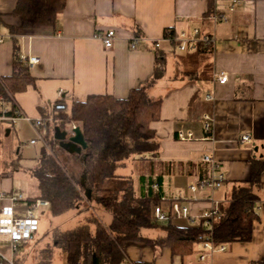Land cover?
<instances>
[{"label": "crops", "instance_id": "1", "mask_svg": "<svg viewBox=\"0 0 264 264\" xmlns=\"http://www.w3.org/2000/svg\"><path fill=\"white\" fill-rule=\"evenodd\" d=\"M231 2L67 0L55 27L29 30L23 27L21 16L14 14L18 0H0V33L5 36L0 42V77L13 71L16 39L19 53L39 57L42 67L39 71L31 69L34 81L14 94L15 101L31 118H45L59 100L69 107L68 103L85 101L92 94L128 97L132 89L152 78L155 50L161 48L166 54L164 75L150 90L153 97L163 99L161 119L152 123L160 147L150 158L165 164L154 169L153 177L162 174L161 189L166 196L183 192L190 198L195 221L188 220L189 226L198 225L204 222L199 216L203 210L215 202L221 209L235 185L252 179V157L264 156V0H242L233 10ZM215 14H225L227 19H214ZM171 27L189 31L199 28L208 33L213 38V51L180 50L168 41L155 47L154 42ZM136 28L142 39L133 49L130 43L137 35ZM107 29L116 32L111 47L97 37ZM220 71L229 75L224 84L216 80ZM209 93L213 95L211 101L206 99ZM205 112L212 116L209 138L202 119ZM12 129L16 130L15 126L7 128L5 135ZM45 129L51 135L50 126ZM180 129L192 130L196 139L179 138ZM243 132H251V143H239ZM4 148L0 155V193L19 191L26 198L34 197V182L30 184L32 195L19 188L15 170L19 172L21 167L16 168L17 159L9 161L5 155L7 147ZM204 154L219 163L225 181L218 188L204 187L192 192L188 186L199 182L200 170L206 168L208 176L213 172L211 164L202 160ZM75 171L80 173L82 168ZM145 172L149 175L147 170L134 175L136 185L139 174ZM120 173H130L129 168L121 167ZM255 192L259 196V216L253 222L251 239L225 243V250H205L201 264H254L264 260V172ZM7 202L0 200V210ZM3 241L0 240V251L5 254L9 242L3 246ZM126 249L134 260L144 264H194L203 251L201 243L184 257L173 256L169 247L155 248V252L135 243Z\"/></svg>", "mask_w": 264, "mask_h": 264}, {"label": "trees", "instance_id": "2", "mask_svg": "<svg viewBox=\"0 0 264 264\" xmlns=\"http://www.w3.org/2000/svg\"><path fill=\"white\" fill-rule=\"evenodd\" d=\"M66 2L18 0L14 14L21 16L25 29L55 27ZM135 32L141 35L138 28ZM212 42L199 50L213 51ZM155 52L152 78L132 89L128 97L92 94L85 101H72L70 107L61 100L54 106L53 124L62 130L73 123L80 127L87 147L80 153L69 152L59 140L50 138L48 129L45 136L48 146L43 145L38 163L27 170L37 189L34 197L27 198L28 206L37 199L47 200L50 213L60 215L74 209L81 210L85 200L89 203L94 200L113 216L109 226H104L97 219L94 232L86 224L55 232L54 242L62 249L65 264H122L126 259L124 246L134 241L160 249L169 247L173 256L184 257L193 252L201 236H212L217 246L249 241L252 237L253 222L259 216L256 211L259 196L255 187L260 186L264 156L252 157V179L243 185H235L228 203L221 206L219 215L213 219L212 227L203 221L198 225L184 226L172 218L167 221L154 218V205L166 196L161 189L162 174L156 173L158 175L153 177L154 169L165 163L150 158L160 147L152 123L161 119L163 105V99L153 97L150 90L164 75L166 64V54L161 48ZM33 81L31 68L20 59L15 39L13 71L1 77L0 92L6 88L15 94L24 91ZM58 105L64 106L58 108ZM69 158L82 168L80 173L69 163ZM18 160L16 168L21 167ZM121 167H128L130 173L118 172ZM139 170H147L149 175L140 173L139 184L136 185L134 175ZM207 176L206 168L200 170V180ZM145 229L156 230L157 235H144ZM23 246L22 242L20 247ZM51 259L52 249L44 248L40 260L50 262ZM254 264H264V260Z\"/></svg>", "mask_w": 264, "mask_h": 264}, {"label": "built area", "instance_id": "3", "mask_svg": "<svg viewBox=\"0 0 264 264\" xmlns=\"http://www.w3.org/2000/svg\"><path fill=\"white\" fill-rule=\"evenodd\" d=\"M242 0H232L230 9L233 10L235 6L241 4ZM214 19L226 20L225 14H215ZM106 47H111L116 37L114 29H107L97 34ZM5 36L0 33V42H3ZM141 36L135 35L132 37L130 46L136 49L139 45ZM163 41L176 44L180 50H198L206 47L209 42L213 41V38L208 33H203L199 28H193L192 30H176L171 27L165 31L162 39L154 42L155 47H160ZM20 59L27 63L29 67L35 71H39L42 67L41 60L37 56L20 54ZM229 75L225 71H220L216 74V80L220 84H224L228 81ZM1 82V77H0ZM62 98V92H60ZM206 99L208 101L213 100L212 94H207ZM27 120L33 124L35 128L44 127L47 128L55 121V113L50 111L45 118L33 119L28 116L23 109L16 103L14 94L5 88V91L0 92V122H7L11 126H15L20 120ZM204 122V131L206 137L210 136L212 130V116L209 112H205L202 115ZM76 125L73 123L70 126L72 130ZM178 137L181 139H196L194 132L190 129H180L177 131ZM208 134V135H207ZM204 136V138H206ZM209 138V137H208ZM44 145H47L44 139ZM37 139H31L28 141L30 144H36ZM239 143H251V132H243L238 137ZM48 146V145H47ZM204 162H208L212 167V174L210 177L200 180L198 183L191 184L188 189L192 192H196L200 188L210 187L212 189L220 187L225 181V175L219 170V163H217L209 154H204L202 157ZM155 188L158 185H154ZM0 200H7V204H4L0 210V240L9 241V249L12 256H15L20 248V244L33 236L38 229V209L42 206H49V201L43 199H37L35 202L28 206V201L25 195L19 191H13L11 194L0 193ZM190 198H187L183 192H178L173 197L162 196L160 203L154 205L153 216L158 221H167L170 218L174 220L187 219L192 222L195 220V216L191 214L189 203ZM28 206V207H27ZM220 205L215 202L214 206L209 209H205L199 215L204 223L208 226H212L213 219L219 215ZM202 244L203 251L199 253L198 258L194 264H201L205 259V250H225L226 245H215L212 236H201L200 242ZM125 262L122 264H144L135 262L125 257ZM14 260L9 259L3 252L0 251V264H14ZM176 264V263H175Z\"/></svg>", "mask_w": 264, "mask_h": 264}, {"label": "rangeland", "instance_id": "4", "mask_svg": "<svg viewBox=\"0 0 264 264\" xmlns=\"http://www.w3.org/2000/svg\"><path fill=\"white\" fill-rule=\"evenodd\" d=\"M171 96L172 94L169 95V97ZM70 103H68L69 107L71 106ZM7 128H11L9 123L0 122V140L2 144L0 145V155L4 154V147H7L5 155L9 161L19 158L18 163L21 165V169L19 172L15 170V179L18 185H20L19 188L23 189L26 194L32 195L30 184L34 181L30 179L27 170L38 163L44 145L43 137L46 136V129L42 128L40 130L39 128H35L31 123L18 121L15 125L16 130L12 129L10 134L6 136L5 132ZM56 128L57 126L55 124L50 125V138H55ZM68 130H70V126ZM31 138H36L38 140L37 143H28L27 141ZM69 163L74 168H79L77 164L74 163L73 165L71 158H69ZM77 168L75 169L77 170ZM120 170L121 168H118V172H120ZM90 203L85 200L81 210L74 209L60 215H52L49 206L40 207L37 211L38 229L36 233L31 238L23 241L24 246L19 248L15 257L11 255L9 249L5 251L6 256L11 260L13 259L15 261L14 264H65V255L62 249L54 242L53 237L55 232L74 229L85 224L88 225L91 232H94L97 227V219L100 220L104 226H109L112 222L113 216L110 211L100 206L94 200H91ZM176 222L184 226L191 225L190 221L187 219L176 220ZM143 234L154 237L157 235V231L145 229ZM8 242L9 241H3V246L7 245ZM135 243L141 244V246H148L156 252L155 247L150 244L141 241L129 242L124 246L125 257L135 262L138 261L134 260L126 249L128 244ZM46 247L52 249V259L50 262H42L40 260L41 251Z\"/></svg>", "mask_w": 264, "mask_h": 264}, {"label": "water", "instance_id": "5", "mask_svg": "<svg viewBox=\"0 0 264 264\" xmlns=\"http://www.w3.org/2000/svg\"><path fill=\"white\" fill-rule=\"evenodd\" d=\"M64 105H58V108ZM8 132V131H7ZM55 138L60 141L61 146H63L69 152L80 153L82 149L87 147V142L83 136L80 127L75 126L72 130H62L56 128ZM88 196L90 195L89 190H87Z\"/></svg>", "mask_w": 264, "mask_h": 264}]
</instances>
